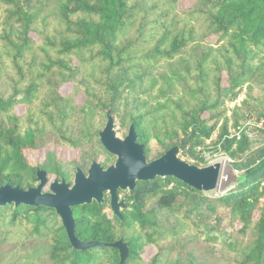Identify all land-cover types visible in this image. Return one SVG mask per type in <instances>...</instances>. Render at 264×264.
Returning <instances> with one entry per match:
<instances>
[{
    "label": "trees",
    "instance_id": "16d2710c",
    "mask_svg": "<svg viewBox=\"0 0 264 264\" xmlns=\"http://www.w3.org/2000/svg\"><path fill=\"white\" fill-rule=\"evenodd\" d=\"M179 1L0 0V185L34 184L30 150L46 149L45 167L57 176L55 146L95 140L112 159L97 137V116L121 107L145 152L152 137L195 163L204 158L194 147L222 119L210 143L241 171L236 183L210 197L157 175L118 191L127 204L119 216L106 210L107 193L100 204L74 205L76 236L107 243L92 246H74L47 205L2 203L0 264H118L111 243L119 238L128 248L122 264H200L199 250L227 264H264V145L248 152L235 114L261 101L255 112L264 133V97L248 84L233 108L234 132L223 100L244 82L260 78L264 86V0ZM76 72L85 83L74 87L81 100L60 90Z\"/></svg>",
    "mask_w": 264,
    "mask_h": 264
},
{
    "label": "water",
    "instance_id": "95a60500",
    "mask_svg": "<svg viewBox=\"0 0 264 264\" xmlns=\"http://www.w3.org/2000/svg\"><path fill=\"white\" fill-rule=\"evenodd\" d=\"M191 134V133H190ZM98 139L106 151L113 154L112 163L104 166L92 159L84 171L76 166L72 182L64 177L49 180L48 171L36 167L35 185L26 188L19 185L3 183L0 185V204L14 201L43 204L53 208L61 218L70 242L74 246H92L106 242L83 241L74 231L75 218L72 206L95 201L100 204L108 194L109 209L115 215H120L121 208H127L125 198H119V190L132 189L138 180L151 179L155 176H174L189 185L204 191L217 187L222 163L216 161L206 165L188 162L178 156V146L172 144L158 156L147 159L142 143L137 141L133 123L130 122L123 137L117 135L114 120L109 110L106 120L98 131ZM48 185L47 189L44 187ZM111 245L119 252V263L128 253L127 244L121 239L114 240Z\"/></svg>",
    "mask_w": 264,
    "mask_h": 264
},
{
    "label": "rangeland",
    "instance_id": "374dc122",
    "mask_svg": "<svg viewBox=\"0 0 264 264\" xmlns=\"http://www.w3.org/2000/svg\"><path fill=\"white\" fill-rule=\"evenodd\" d=\"M192 2L193 0H180L179 6L180 7L187 6ZM226 77H227L226 74L223 73L222 76L223 84H226L225 82ZM80 80H81V75L78 72H76L73 80L69 83H65L64 85H62L60 87V90L64 94L74 92L75 86L82 88L85 85V83L81 82ZM248 84H250V86L252 87L253 94H261V97H264V86L262 83H260V78H257L249 82H244L240 87H238L237 94L234 98L230 99L228 95L225 98H223L225 116L228 119L227 125L229 126L230 132L235 131V128L232 125L233 118L235 117L233 113V108L236 105L239 106L242 100L246 97V91L248 90V86H249ZM141 92L142 91H140V93ZM74 94L77 100H81L83 97L82 94L78 93L77 91H75ZM260 103L261 101H256L253 102L252 105H248V108L240 107L238 110L235 111V114L236 112L240 114V116L238 117L239 126H241V128H244L245 132L248 134L250 138L251 143L248 152L257 151L262 145H264V133L259 129L262 120L261 118H257V113L255 112L258 110L255 108V106H259ZM107 109L101 111L100 117L97 116L98 121L96 122V124L97 126H99V129L97 130V137H98V131L103 127L105 123ZM24 110L25 108L23 106L16 107L17 112H23ZM123 112H124V108L121 107L120 109H117L110 113L114 120V129L117 135L120 137H123L126 134L130 123L123 121L122 118ZM73 120L75 121H72V123L68 124L71 130L74 129L76 123L79 122V117L73 118ZM221 120L222 119H219L217 127L212 133V135L208 139L204 140V142L201 145H199L201 146L199 155H201L204 158V160L196 163L198 165H206L216 161H220L222 163L221 176L217 187L214 188L213 190L206 192V194L210 197L218 195L224 192L225 190H227L228 188H230L232 185L236 183L239 175L241 174V171L233 167V160L223 152L218 151L216 147H214L213 144L210 143V140L214 138V136L217 133V128L220 125ZM188 145L189 144H187V146ZM147 146H148V150L147 152H145L147 159H151L158 156L166 149L165 147L161 146L152 137L149 138L147 142ZM196 146L194 148H196ZM52 150L55 152L57 159L56 161L60 165L63 174L57 176L55 174L48 172L49 180H52L55 177H57L58 179H60V177H64L67 181L72 182L73 174L76 166H79L84 171H86L92 159L99 161L104 166L112 163L115 159V156L112 159L107 158V156L97 146L95 140L86 141L81 147L74 150L68 149L67 147H63V146H55L53 147ZM178 156L184 160H187L188 162L195 163L193 159L184 156L180 148L178 150ZM28 158H29V163L35 168L42 167L48 171V169L45 167L48 158V152L46 149L40 148V149L28 151ZM36 183L37 181H35L34 184L32 185H35ZM47 188L48 185L44 187V189ZM121 197H125V195L123 193H119V198ZM106 210L111 211L109 209V204L106 206ZM210 218L211 217H209L208 220ZM195 246L199 247L198 242L195 243ZM199 256H200L199 259L200 264H227L223 257L215 253H211V255H205L204 250H199Z\"/></svg>",
    "mask_w": 264,
    "mask_h": 264
},
{
    "label": "built area",
    "instance_id": "2783aa9c",
    "mask_svg": "<svg viewBox=\"0 0 264 264\" xmlns=\"http://www.w3.org/2000/svg\"><path fill=\"white\" fill-rule=\"evenodd\" d=\"M238 135H239V134H238V133H236V136H238ZM195 149H198V150H200V149H201V146L197 145Z\"/></svg>",
    "mask_w": 264,
    "mask_h": 264
}]
</instances>
